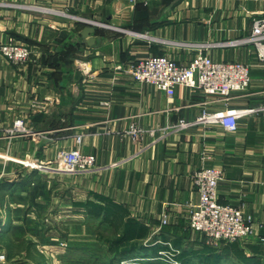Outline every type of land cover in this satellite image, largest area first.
I'll return each mask as SVG.
<instances>
[{
    "label": "crops",
    "instance_id": "crops-1",
    "mask_svg": "<svg viewBox=\"0 0 264 264\" xmlns=\"http://www.w3.org/2000/svg\"><path fill=\"white\" fill-rule=\"evenodd\" d=\"M262 16L264 0H0V43L11 37L33 50L25 64L0 53V264H104L89 259L107 251L97 233L116 232L74 205L93 194L149 229L144 248L121 264H171L159 252L173 249V259L182 256L176 264H235L229 256H200L204 237L187 225L198 201L192 173L209 166L223 171L218 201L250 217L254 234L245 242L264 250V61L253 45L237 42ZM87 25L94 31L80 35ZM198 51L248 64V89L227 101L185 86L168 96L127 70L150 54L186 64ZM33 101L41 107L32 110ZM246 107L257 112L238 119L235 131L171 128L204 111ZM19 116L31 132L4 133ZM130 125L155 135L134 140L125 133ZM76 147L94 154L89 170L38 168ZM163 212L169 223L160 227Z\"/></svg>",
    "mask_w": 264,
    "mask_h": 264
},
{
    "label": "built area",
    "instance_id": "built-area-1",
    "mask_svg": "<svg viewBox=\"0 0 264 264\" xmlns=\"http://www.w3.org/2000/svg\"><path fill=\"white\" fill-rule=\"evenodd\" d=\"M137 35L145 36L143 33ZM237 42L253 45L258 58L264 61V16L254 19L250 34ZM0 53L15 64H25L31 59L33 50L29 45L9 37L5 42L0 43ZM127 70L138 83L150 84L168 96L172 94L174 87L185 86L199 89L204 94L223 101H227L232 92L246 91L251 80L248 64L214 60L201 51H198L186 64L177 63L168 55L150 54L129 64ZM31 107L34 110L41 105L33 101ZM254 112H257V109L247 107L204 111L194 121L186 122L179 119L171 128L177 130L192 124H218L225 131H235L238 119ZM30 132V127L20 116L14 119L10 127L4 129V133L9 135H26ZM125 133L134 140H139L146 134L153 137L155 135L153 129H143L135 125H130ZM163 135L165 133H161V136ZM82 136L81 132L74 135L78 145L82 141ZM156 139L154 138V141ZM94 164V154L84 153L76 147L61 149L52 162L38 165V168L45 170L55 168L71 173L87 171ZM222 178L223 171L220 167H201L192 173V183L197 190L198 201L189 207L187 225L191 231L201 234L204 242L211 246H217L220 242H245L254 234L250 217L245 215L240 207L218 201V183ZM168 223L169 214L163 212L159 226ZM175 253L177 251L174 249L169 252L162 250L159 252L160 259L176 264V260L172 258Z\"/></svg>",
    "mask_w": 264,
    "mask_h": 264
},
{
    "label": "trees",
    "instance_id": "trees-1",
    "mask_svg": "<svg viewBox=\"0 0 264 264\" xmlns=\"http://www.w3.org/2000/svg\"><path fill=\"white\" fill-rule=\"evenodd\" d=\"M75 206L83 207L88 215L93 218H99L100 222H106L108 226L116 232L115 237H104L102 233H97V239L106 245L107 251L112 256L107 258L106 252H98V249L92 252L91 258L95 263H99V259L104 260V264H121L122 261L128 260L123 255L133 250H140L142 240L148 235V227L131 217L125 207L115 203L110 198L93 194V199L83 201H74ZM252 253V257L246 255V250ZM264 250L258 245L248 244V242H220L217 246H211L205 243L197 253H211L219 261L225 256L232 258L235 264H264L261 257L264 256ZM182 256L177 255L174 260H181ZM136 262L138 258L131 259Z\"/></svg>",
    "mask_w": 264,
    "mask_h": 264
},
{
    "label": "water",
    "instance_id": "water-1",
    "mask_svg": "<svg viewBox=\"0 0 264 264\" xmlns=\"http://www.w3.org/2000/svg\"><path fill=\"white\" fill-rule=\"evenodd\" d=\"M93 31H94V27L87 25V26L83 27L82 31H80V35L85 36V35L92 33ZM91 40H93V37L91 38Z\"/></svg>",
    "mask_w": 264,
    "mask_h": 264
}]
</instances>
